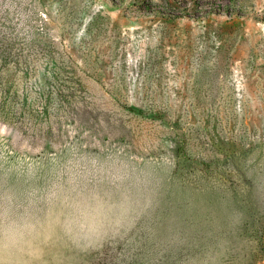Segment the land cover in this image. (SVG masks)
<instances>
[{
	"label": "rangeland",
	"instance_id": "rangeland-1",
	"mask_svg": "<svg viewBox=\"0 0 264 264\" xmlns=\"http://www.w3.org/2000/svg\"><path fill=\"white\" fill-rule=\"evenodd\" d=\"M0 264H264V0H0Z\"/></svg>",
	"mask_w": 264,
	"mask_h": 264
}]
</instances>
